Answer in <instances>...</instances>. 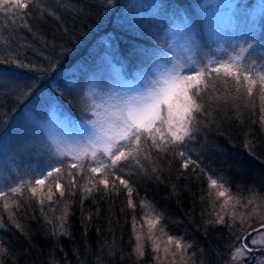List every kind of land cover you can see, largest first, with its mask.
Wrapping results in <instances>:
<instances>
[{
    "label": "trees",
    "instance_id": "obj_1",
    "mask_svg": "<svg viewBox=\"0 0 264 264\" xmlns=\"http://www.w3.org/2000/svg\"><path fill=\"white\" fill-rule=\"evenodd\" d=\"M200 1L32 0L28 9H21L26 16L4 18L0 14V74L3 77L0 78V134L26 107L37 115L47 113L46 109H42L43 113L39 110L45 107L29 102L37 88L50 86L52 82L57 83L60 91L54 89L63 112L85 118L87 99L83 80L90 65L95 69V55L103 47L98 41L107 35H111V49L103 50L113 54L116 63L122 62L121 53L128 59L136 58L137 46L149 50L148 57L159 54L168 43L170 26L184 10L192 16L196 28L199 59L223 57V49L230 50V46L235 45L229 41L220 51L217 41L205 38L195 7ZM237 1L242 3V0ZM243 1V8H254L258 0ZM262 1L256 17L245 21L248 30H242L244 37L239 39L246 43L251 41L249 37L255 36L252 43L258 52L264 48ZM72 67L82 72L70 87H65L62 77L67 76ZM7 74L10 79L5 78ZM217 89V98L208 101V115L201 121L192 145L198 153L193 154L192 159L198 161L200 168L189 165L184 169L171 153L157 158L154 151L151 161H142L144 170L133 166L124 174L133 188L134 210L127 206L123 186L118 194L93 192L82 204L79 189L74 196L66 192L59 198L57 194L54 201L46 202L43 208L35 200H21L19 211L15 207L10 210L16 212L15 217L10 218L9 210L0 212L3 264L151 263L150 251L139 260L133 252L136 244L133 215L138 224L144 221L146 211L141 201L148 202L161 216L160 223L167 233L191 242L195 249L193 264H222L239 231L235 225L229 227V219H225L224 224L215 223L221 203L216 199L215 190L209 195L208 181L201 169L223 177L233 197H264V125L260 123L261 101L255 92L253 99L246 95L241 99L231 83L218 82ZM220 93L226 95L220 96ZM65 203L68 204L67 234L54 235L53 228Z\"/></svg>",
    "mask_w": 264,
    "mask_h": 264
},
{
    "label": "snow or ice",
    "instance_id": "obj_2",
    "mask_svg": "<svg viewBox=\"0 0 264 264\" xmlns=\"http://www.w3.org/2000/svg\"><path fill=\"white\" fill-rule=\"evenodd\" d=\"M30 3L32 0H0V14L4 18L26 16L27 13L22 14L21 9H28ZM157 7L161 6L157 5ZM255 39V36L249 37L251 41ZM230 49L231 51L223 49L225 55L219 59L205 60L190 57L185 64L167 71L155 81H150L146 91L121 98L120 105L109 118L89 121L94 123L95 130L80 147L73 149L72 152L58 148L50 150L44 167L26 173L24 177L16 180H0V212L9 210L10 218L15 217L16 212L10 210L15 207L19 211L21 200H35L43 208L46 202L51 204L57 194L59 198H63L66 192L74 196L77 189L82 193V204L83 200L93 192L113 191L118 194L120 186L126 189L127 206L134 210L136 205L132 200L133 188L129 181L124 179V174L126 169L133 166L144 170L142 161H151L154 151L157 152V158L161 154L171 153L174 158L181 161L184 169H188L189 165L194 169L200 168L198 161L192 159L193 154L198 155L192 145L196 142V133L200 130L201 121L208 115L206 107L208 101L217 98L218 82L231 83L235 94L241 99L245 95L253 99L255 92V96L261 101L260 123L264 125V48L258 52L253 43L246 42L230 46ZM244 53H248V56L245 57ZM16 63L20 62L16 61ZM23 66L21 64V67ZM225 95L220 93V96ZM2 139L3 137L0 136V140ZM68 156L72 158L67 159ZM152 171H156L155 166ZM201 171L208 181L209 195L215 190L217 198H225L221 207L227 205L229 200H233L234 204L241 203L240 197L227 195L230 189L226 188L223 177L210 174L203 169ZM250 206V212L239 217L242 227L246 215H258L264 211V197L253 195L242 204L244 208ZM141 207L146 209L142 219L148 226L150 234L148 239L152 240L151 233L160 223L161 216L155 213L146 201H141ZM225 214L229 216V227H232L237 219V213L235 210H230ZM67 215L68 204L65 203L63 213L53 228L54 235L67 234L65 228ZM216 215L215 223H226L223 215L219 213ZM13 223L20 228L15 220ZM136 227L137 221L133 215V233L136 240L133 252L139 260L144 256V237L136 232ZM261 229H264V225H261ZM261 229H253V232L264 236V231ZM160 231L162 232L163 229L161 228ZM248 236H252V233ZM236 238L240 240V245L233 250L231 261L251 259L249 254L260 250L244 243L247 236ZM174 240L173 259L175 251H179L182 247L180 240L172 236L167 237V244L171 245ZM250 243L264 246V240H258L255 236ZM190 247V244L186 246V248ZM152 250L158 254L161 251L160 245L155 241ZM163 252L166 258L170 252L169 247H165ZM154 258L160 260L161 256L157 255ZM0 264H3L2 260ZM257 264H260L259 259Z\"/></svg>",
    "mask_w": 264,
    "mask_h": 264
},
{
    "label": "rangeland",
    "instance_id": "obj_3",
    "mask_svg": "<svg viewBox=\"0 0 264 264\" xmlns=\"http://www.w3.org/2000/svg\"><path fill=\"white\" fill-rule=\"evenodd\" d=\"M260 1L262 0L257 1L254 8L251 6L243 8L245 4L243 0L241 4L237 0H202L198 2L195 7L202 21V31L205 38L209 41H217L220 51L225 48V44L229 41L234 45L245 44L243 39L241 42L239 41L244 37L242 36V30H248L245 21L256 17L261 9ZM178 14V20L170 26L167 32L168 43L166 42L163 48L158 51L159 54L149 55L148 57L146 53L149 50L146 51L144 47L137 46L135 49L139 53H136V58L128 59L121 53L119 57L122 62L116 63L114 61L115 56L103 50L104 48L111 49V35L100 38L98 42L103 47L95 55L97 57L96 67L93 69L90 65L83 80L84 97L87 99L84 108L85 118L63 112L64 107L55 93L57 90L59 91L57 83L52 82L50 86L45 85L37 88L29 103L35 102L37 105L45 107L39 110L43 113L42 109H46L47 113L37 115V113H33L30 111L31 109L26 107L18 112L6 130L0 134L3 137L0 140V180H16L24 177L26 173L44 167L49 158L50 150L58 148L65 152H72L73 149L80 147L87 137L94 132L95 125L89 123V121L95 122L109 118L120 105L121 98H127L138 92L146 91L150 81H155L167 71L185 64L190 57L199 59L197 48L200 43L196 35V28L191 20L192 16L186 14L184 10H181ZM238 25H241V27L237 30ZM250 42L252 43V41ZM133 63L135 64L132 66ZM81 72L82 70L77 67L70 68L69 74L62 77L65 87H70L76 76ZM0 78H3L1 74ZM5 78L10 79L11 77L7 74ZM86 108L90 110L86 111ZM71 158V156H68V159ZM227 195L231 196L230 192ZM216 199H219L222 204L225 198L216 197ZM247 200L241 198L239 204H234L233 200H229L224 207L220 205L217 211V213L226 217L224 219H229V216L225 213L235 210L237 219L234 225L238 228L239 233L237 236L240 237L249 228L264 222V211H261L258 215H246L244 217L245 223L243 227L241 226L239 217L241 214L250 212L251 208V206L249 208L242 207V204L246 203ZM2 225L0 222V228H2ZM161 228L163 229L162 232L160 231ZM261 231H264V229H261ZM136 232L141 233L144 237V253L150 251L152 262H145L144 264H193L194 255L192 253L195 249L191 242L180 235L167 233L161 223L151 233L152 240L148 239L150 234L144 221L137 224ZM251 233L252 236L247 238L249 244H251L250 241L254 236L258 240H264V236H259L255 232ZM168 236L180 240L182 245L179 251H175L174 259L172 252L175 250V240L171 245H168ZM153 241L160 245L161 251L159 254L152 250ZM189 244L191 247L186 248ZM239 245L240 240L237 239L232 245L226 260L221 259L222 264H257V259L260 260V264H264V246L252 244L254 248L260 250L249 254L251 259L243 258L239 261H231V254ZM165 247L170 249L166 258H164L165 254L163 252ZM157 255L161 256L160 260L154 258Z\"/></svg>",
    "mask_w": 264,
    "mask_h": 264
},
{
    "label": "water",
    "instance_id": "obj_4",
    "mask_svg": "<svg viewBox=\"0 0 264 264\" xmlns=\"http://www.w3.org/2000/svg\"><path fill=\"white\" fill-rule=\"evenodd\" d=\"M261 225H264V222H261V223L255 225V226L249 228V229H248V230L242 235V237L247 236L249 233H251V232L253 231V229L261 228Z\"/></svg>",
    "mask_w": 264,
    "mask_h": 264
},
{
    "label": "flooded vegetation",
    "instance_id": "obj_5",
    "mask_svg": "<svg viewBox=\"0 0 264 264\" xmlns=\"http://www.w3.org/2000/svg\"><path fill=\"white\" fill-rule=\"evenodd\" d=\"M242 237V236H241ZM247 237H248V235H247ZM244 243H248L247 242V240H244ZM249 244V243H248ZM249 247H252V248H254L251 244H249ZM255 253V252H254Z\"/></svg>",
    "mask_w": 264,
    "mask_h": 264
}]
</instances>
